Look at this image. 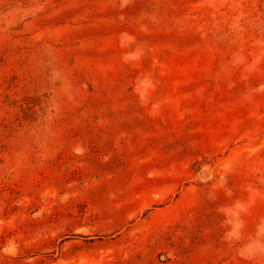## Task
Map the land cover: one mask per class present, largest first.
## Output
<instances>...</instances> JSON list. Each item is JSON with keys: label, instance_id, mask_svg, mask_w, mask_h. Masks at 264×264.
I'll return each mask as SVG.
<instances>
[{"label": "rangeland", "instance_id": "rangeland-1", "mask_svg": "<svg viewBox=\"0 0 264 264\" xmlns=\"http://www.w3.org/2000/svg\"><path fill=\"white\" fill-rule=\"evenodd\" d=\"M0 264H264V0H0Z\"/></svg>", "mask_w": 264, "mask_h": 264}]
</instances>
